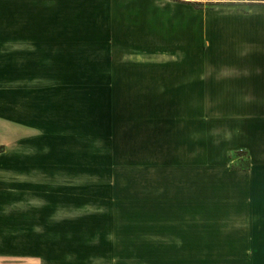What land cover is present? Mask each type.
<instances>
[{"label": "crops", "instance_id": "crops-1", "mask_svg": "<svg viewBox=\"0 0 264 264\" xmlns=\"http://www.w3.org/2000/svg\"><path fill=\"white\" fill-rule=\"evenodd\" d=\"M149 56L181 61L157 63ZM69 88L87 103L89 123L82 130L75 125L80 118L74 100L61 104L60 94ZM140 97L148 103L201 104L191 116L204 125L201 141L175 146H206L201 178L211 180L212 190L224 184L231 195L197 198L202 210L188 225L195 230L193 246L207 248L208 255L158 259L264 264V0H0V168L6 176L27 183L28 170L58 168L54 155L60 146H70V140L74 146L75 135L89 139L86 143L94 134L111 136L123 115L119 104H137ZM97 101L110 107L100 106L99 130L92 113ZM229 103L243 104V114L205 111L206 104ZM132 116L139 117L134 111ZM155 130L149 131L148 146H174L166 127L162 136ZM26 146L46 148L28 155ZM238 152L248 166L233 171L231 157ZM48 154L51 160L44 159ZM167 165L153 164L162 185L170 177ZM181 201L163 189L148 198L149 244L188 247ZM218 249L234 256H218Z\"/></svg>", "mask_w": 264, "mask_h": 264}, {"label": "rangeland", "instance_id": "rangeland-1", "mask_svg": "<svg viewBox=\"0 0 264 264\" xmlns=\"http://www.w3.org/2000/svg\"><path fill=\"white\" fill-rule=\"evenodd\" d=\"M149 57L157 63L181 61V56ZM74 89H64L60 94L61 104L64 106L63 99L70 104L74 100L79 108L75 117L80 118L75 125L82 130V126L89 123L87 103ZM140 98L137 104H119L118 112L123 115L116 119L111 136L105 139L100 133L94 134L92 142L86 143L89 139L75 135L74 146L71 140L70 146H60L61 151L54 153V160H59L58 168L28 170L31 173L27 175V183L6 176L0 168V264H164L163 259H158L159 255L175 254L191 259L195 255L209 254L207 248L195 249V230L188 225L191 221L194 225L196 214L202 210L203 203H198L197 198L224 199L231 195L225 192L224 184L219 190L217 186L212 190L211 180L201 178L205 170L200 168L201 163L208 156L206 146H175L201 141L204 125L197 124L199 119L191 118L192 112L202 109L201 104L148 103L144 102L147 99ZM100 106L102 110L110 109L98 101L92 103L93 126H98V130ZM133 111L139 117H133ZM205 111L236 116L244 112L243 104L237 103L206 104ZM62 113L63 109L61 118ZM69 113L71 116L72 111ZM152 114L157 118L151 119ZM185 121L189 123L187 129L181 127V122ZM161 127L167 128L168 142L174 145L166 146L165 150L163 146L147 145L149 131L152 133L155 128V133L162 136ZM133 141L140 142L141 146ZM3 148L0 146V154ZM45 148L26 146V154L35 155L37 150ZM238 154L231 157L233 171H242L247 164L245 154ZM45 158L51 160L50 154ZM160 161L168 164L170 172L164 185L158 179L160 169L153 168V164ZM162 189L169 196L182 197L180 210L187 222V236L183 234L187 238L186 249L165 250L157 243H151L154 247L148 243L147 213L151 208L148 198ZM11 201L13 205L5 206ZM10 214L13 217L9 218ZM214 236L216 240L219 238L217 234ZM241 245L237 240L236 252ZM217 252L218 256H234L232 250L229 253L218 249Z\"/></svg>", "mask_w": 264, "mask_h": 264}, {"label": "clouds", "instance_id": "clouds-1", "mask_svg": "<svg viewBox=\"0 0 264 264\" xmlns=\"http://www.w3.org/2000/svg\"><path fill=\"white\" fill-rule=\"evenodd\" d=\"M239 55L243 56V55H247V53L246 52H241V53H239Z\"/></svg>", "mask_w": 264, "mask_h": 264}, {"label": "trees", "instance_id": "trees-1", "mask_svg": "<svg viewBox=\"0 0 264 264\" xmlns=\"http://www.w3.org/2000/svg\"><path fill=\"white\" fill-rule=\"evenodd\" d=\"M0 151H1V150H0ZM238 153H241V152H238ZM238 153H237V154H238ZM238 155H242V154H238ZM247 166H248V165H246L245 167H242L241 170H244Z\"/></svg>", "mask_w": 264, "mask_h": 264}]
</instances>
